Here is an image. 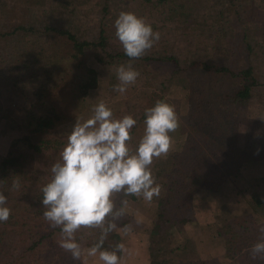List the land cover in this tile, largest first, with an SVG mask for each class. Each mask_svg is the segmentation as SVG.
I'll return each instance as SVG.
<instances>
[{"label":"trees","instance_id":"1","mask_svg":"<svg viewBox=\"0 0 264 264\" xmlns=\"http://www.w3.org/2000/svg\"><path fill=\"white\" fill-rule=\"evenodd\" d=\"M261 2L216 0L208 10L183 0H0V115L4 89H13L23 76L46 78L34 89L26 121L18 124L27 131L22 129L6 154L0 155V192L11 209L8 221L0 222V264H92L83 243L96 245L101 228L82 227L75 233L81 258L74 261L60 247V228H51L43 218L46 209L40 189L50 181L51 166L60 160L72 129L62 136L40 134L65 120H72L74 126L92 116L93 107L78 115L74 110L100 82L94 63H131L140 73L136 83L128 86L126 98L105 103L114 119L126 115L136 119L127 142L132 154L144 135L146 108L157 100L170 104L174 86L186 87L195 98L180 143L168 159H154L150 166L153 175L162 173L164 178L148 228L149 264H226L223 258L264 264L250 256L251 246L264 237L250 230L246 214H235L223 226L211 227V236L224 240L223 257L188 258L184 236L174 245L168 243L174 226L182 227L191 219L187 208L194 194L215 195L221 185L230 183L229 176L248 173L246 169L256 168L255 161L264 157V152L257 156L239 145L235 132L243 115L239 106L254 95H264V73L257 62L258 57L264 61V20L251 33L246 26ZM87 3L94 11L89 16L83 8ZM122 11L142 17L160 33V40L140 59L126 57L115 37L114 20ZM17 176L21 188L11 190ZM128 197L123 192L114 194L113 211H119L117 206ZM262 200L257 203L263 205ZM128 221L122 216L106 217L104 227L113 222L117 228L103 239L101 250H115L123 236L118 228Z\"/></svg>","mask_w":264,"mask_h":264},{"label":"clouds","instance_id":"2","mask_svg":"<svg viewBox=\"0 0 264 264\" xmlns=\"http://www.w3.org/2000/svg\"><path fill=\"white\" fill-rule=\"evenodd\" d=\"M115 37L130 59L142 58L155 43L160 33L153 30L142 17L132 12H120L114 20ZM119 83L113 91L125 93L140 75L131 63L115 68ZM92 116L77 122L60 152V160L51 166V179L41 187L43 218L53 229L59 227L60 247L71 254L74 261L81 258V247L75 233L83 228H101V240L88 249L90 257L99 255L102 264H120L117 252H126L124 243H117L114 251L101 250L103 239L117 228L113 222L104 227L109 215L119 218L123 207L114 212L112 197L123 192L126 196L141 197L151 204L159 197L161 187L151 172L154 159L167 157L173 140L170 133L180 128V119L175 107L163 100L145 109L144 135L135 153H130L128 141L137 121L131 115L113 118L112 110L100 101L92 108ZM19 176L12 180L11 190H19ZM125 205L127 201L123 202ZM7 198L0 192V222H7L11 209L6 207ZM139 223V221H138ZM120 231L127 235L126 226ZM264 237V227L259 229ZM252 259L264 260V238L251 246Z\"/></svg>","mask_w":264,"mask_h":264},{"label":"rangeland","instance_id":"3","mask_svg":"<svg viewBox=\"0 0 264 264\" xmlns=\"http://www.w3.org/2000/svg\"><path fill=\"white\" fill-rule=\"evenodd\" d=\"M185 3L189 4L191 7L201 8V6H206V9L211 10L212 4H215L216 0H183ZM135 2L133 1L134 6ZM92 3H87L83 6L84 13L88 16L93 14ZM93 18V17H92ZM264 20V3L261 2L254 10V14L250 20L246 21L247 30L251 33L258 26H261V21ZM260 24V25H259ZM232 57V56H231ZM237 60L236 56L232 57ZM257 62L264 73V61L257 58ZM94 62H92L93 64ZM94 66L99 70L100 82L99 84L90 89L88 94L85 96L84 101L81 102L77 109L74 110V114L78 115L85 111L87 108H92L100 101L104 103H112L120 99L126 98L129 94V88L125 93L121 94L113 91V86L119 81L116 78L115 65H103L100 63H94ZM46 82V78L41 75L34 76H23L14 88H6L3 92L2 107L0 115V155L6 154L9 150L11 140L18 136L22 129L26 132L27 130L22 127H18L19 122L26 121L25 113L34 100V89L41 86ZM227 84V81H225ZM130 87V86H129ZM3 90V89H2ZM262 92L258 90L256 93ZM170 104L174 105L176 113L180 119V128L174 132L170 133L173 144L170 151L180 143L182 139L181 131L188 125L191 119V114L195 106V98L189 92V90L184 86H174L173 91L170 94ZM243 111V115L238 117L237 124L235 127V132L238 139L239 145H246L247 149L254 152L257 156H260L264 152V121L262 120V115L264 113V95H254L248 104L245 106H239ZM258 120L260 122H258ZM24 121V122H25ZM23 122V123H24ZM260 123V124H259ZM73 128L72 120H65L58 123L53 129L42 132L41 136H62L65 135L69 130ZM247 140V141H246ZM169 151V153H170ZM169 153L167 157H169ZM164 157L165 160L168 159ZM256 168L246 169L248 173H236L229 176L230 183L227 185H221L217 192L213 196H207L206 194L201 195L200 192L194 194L188 203L187 213L191 216V219L185 221L182 227L174 226V233H171L168 237L170 245H174L181 237H187L185 243L186 254L188 258L187 247L198 243L197 239L193 236L203 233L208 235L213 243H218L222 248L220 255L206 256L207 252L203 251L205 254L204 258L212 257H223L224 256V240L221 236H211V227L223 226L227 223L235 214H246L249 220L247 225L253 232L259 231L261 227H264V200L263 205H259L257 200L264 199V157L260 160L255 161ZM168 166V164H166ZM167 171V170H166ZM260 173L263 176L257 177L256 173ZM153 175V173H152ZM155 177V182L160 185L161 193L163 191L161 180L164 178L162 173L153 175ZM204 192V191H201ZM160 193V195H161ZM159 198V197H158ZM157 197L153 198L151 204L145 202L141 197L131 196L126 198L127 201L125 205L122 204L117 206L120 210L122 207L124 209V214L122 217L127 218L129 221L126 225H122L118 228L120 231L126 226L131 227V231L125 235L120 231L123 236L119 239L118 243H123L126 239H130V245L126 252H122L123 259L120 264H145L141 261V257L136 258L135 254H140V249L130 236H134L137 232L146 233L147 243L149 244V231L148 228L151 226V221L154 218V213L157 209ZM259 206H261L259 208ZM261 209L263 211H261ZM139 221V223H138ZM203 235V236H204ZM202 236V237H203ZM212 243V244H213ZM145 245V244H144ZM168 245V244H167ZM191 245V246H190ZM89 246L83 243V250L85 255L86 249ZM142 247V245H141ZM142 249V248H141ZM212 251H216V245L210 247ZM134 251V253H133ZM190 256H197L201 253H195L191 250ZM197 254V255H196ZM202 258V257H197ZM193 258V259H197ZM92 264H101L99 260V255L95 257H90ZM223 263L226 264H246L244 260L236 259L231 262L229 259L223 258ZM255 264V263H250Z\"/></svg>","mask_w":264,"mask_h":264},{"label":"crops","instance_id":"4","mask_svg":"<svg viewBox=\"0 0 264 264\" xmlns=\"http://www.w3.org/2000/svg\"><path fill=\"white\" fill-rule=\"evenodd\" d=\"M203 233H199L195 236H193V238L197 239V242L199 243L201 241V243L199 244H194V245H190L191 247L189 248V246L187 247V253L189 255V257L192 258H197V257H202L204 258L205 254L203 253V251L207 252L206 256H215V255H220V253L222 252V248L218 245V243H213V241H211L208 235H204ZM203 236V237H202ZM147 235L144 232H137L134 234V236H130V238H132V241L134 242V245H136V248L138 247L140 249V254H135L134 251V255L136 258L141 257V261L145 262V264H149V244L147 243ZM130 239H126L123 243L125 244L126 249L129 247L130 245ZM213 243V244H212ZM145 244V245H144ZM142 245V247H141ZM213 245H216V251H212V249H210V247H212ZM142 248V249H141ZM191 250L194 251L195 253H201L200 255L197 256H190L191 254ZM124 255V253H123ZM123 255L122 252H120L118 254V256L120 257V262L123 259ZM204 255V256H203Z\"/></svg>","mask_w":264,"mask_h":264}]
</instances>
